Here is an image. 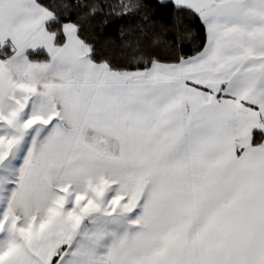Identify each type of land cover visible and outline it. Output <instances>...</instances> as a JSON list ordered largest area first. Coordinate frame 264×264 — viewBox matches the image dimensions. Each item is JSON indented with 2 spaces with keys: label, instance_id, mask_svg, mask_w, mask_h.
Here are the masks:
<instances>
[{
  "label": "snow or ice",
  "instance_id": "snow-or-ice-1",
  "mask_svg": "<svg viewBox=\"0 0 264 264\" xmlns=\"http://www.w3.org/2000/svg\"><path fill=\"white\" fill-rule=\"evenodd\" d=\"M160 3L0 0V264H264V0Z\"/></svg>",
  "mask_w": 264,
  "mask_h": 264
},
{
  "label": "trees",
  "instance_id": "trees-1",
  "mask_svg": "<svg viewBox=\"0 0 264 264\" xmlns=\"http://www.w3.org/2000/svg\"><path fill=\"white\" fill-rule=\"evenodd\" d=\"M149 7L155 9V19L169 21L172 13L170 7L162 5L158 0H148ZM74 18V17H73ZM103 16L97 17L90 24L85 25L82 36L88 42L95 45L98 52L107 53L112 50L120 41L121 26L128 23L127 19L116 20L109 19L107 25L103 24ZM185 25L190 29L193 39L191 43L186 44L185 52L192 53V49L197 44L204 41V29L200 21L196 17L185 19Z\"/></svg>",
  "mask_w": 264,
  "mask_h": 264
},
{
  "label": "crops",
  "instance_id": "crops-1",
  "mask_svg": "<svg viewBox=\"0 0 264 264\" xmlns=\"http://www.w3.org/2000/svg\"><path fill=\"white\" fill-rule=\"evenodd\" d=\"M160 2V0H158Z\"/></svg>",
  "mask_w": 264,
  "mask_h": 264
}]
</instances>
